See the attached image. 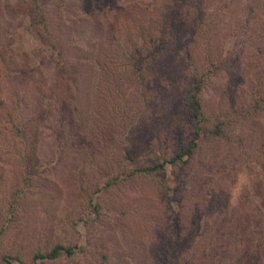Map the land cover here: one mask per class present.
Wrapping results in <instances>:
<instances>
[{
  "label": "rangeland",
  "instance_id": "1",
  "mask_svg": "<svg viewBox=\"0 0 264 264\" xmlns=\"http://www.w3.org/2000/svg\"><path fill=\"white\" fill-rule=\"evenodd\" d=\"M225 1L219 0V4ZM199 2L207 6L208 0H0V254H6L11 264H164L174 260L173 252L163 251L172 237L168 232V215L176 205L173 199L167 203L164 192L157 186L160 183L169 185V190L165 189L169 195L175 186L183 193L184 227H191L192 214L209 220L216 218L222 226L219 227L233 230L240 240L244 235L238 231L248 218L246 230L251 231L249 237L255 241L254 219L258 212L255 205L263 209L259 201L264 196V152L256 144L254 148L258 151L254 153L248 140L243 138L238 143L237 137L252 134L253 129H264V113L241 119L250 103L251 84L253 79L258 80V75H261L259 85L264 89V56L252 54L247 42L235 49L223 67L206 75L201 91L206 115L220 110L231 119L224 127L229 138H205L186 168L178 170L167 164L164 170L152 175L123 178L124 169L160 160L161 155H170L174 146L186 140V133L177 138L165 135L168 120L182 124L180 94L184 77L181 73L172 82L163 80L168 98L158 83L152 85L150 105H137L138 112L129 117L131 123L125 128L120 127L124 111L111 107L102 111L99 97V113L94 126L87 122V138L72 140L75 144L66 153L58 155L56 151L54 125L61 116L51 115L54 110L46 100L51 90L56 89L52 77L58 63L49 59L50 48L42 45L43 50L35 49L38 42L31 26L38 17L37 7L50 34L61 42V55L68 63L65 67L80 71L77 92L86 104L88 93L94 90L100 94L102 89L99 82L91 84L88 71L77 64V44L107 35L120 36L119 40L123 41L125 33L121 30L130 23L128 13L138 10L137 5L145 9L167 8L173 12L170 16L174 17L173 22L183 26L191 17H182L185 13L181 12L191 11ZM227 5L231 9L240 7L241 3L232 0ZM258 5L264 9V0H258ZM39 34V39L41 35L47 39L45 31ZM36 51L39 53L35 54ZM53 56L57 58L58 54ZM30 76L34 82H30ZM158 79L156 76V82ZM27 82L39 93L38 100L41 99V102L32 101L30 111L48 107L50 115L43 116L37 124L39 161L36 171L24 183L23 175L26 172L28 175L35 164L25 162L20 156L22 146L11 133L4 109L7 103L12 106ZM166 100L169 105L165 110ZM57 112L60 114L61 110ZM126 149L132 153L131 159L123 158ZM181 178V185L192 180L189 191L179 187ZM106 179L114 183L103 187ZM255 182L260 183L261 195L252 189ZM95 186L99 190L91 193ZM90 193L93 202L98 199L102 203L98 216L87 205ZM54 242L85 245L87 251L75 249L72 256L53 260L31 259L33 250L48 249ZM259 248L260 243L251 245L249 253L244 252L249 258L241 264H264L262 259H256L264 251ZM103 252L107 258L99 262ZM187 258L190 260V256Z\"/></svg>",
  "mask_w": 264,
  "mask_h": 264
},
{
  "label": "trees",
  "instance_id": "2",
  "mask_svg": "<svg viewBox=\"0 0 264 264\" xmlns=\"http://www.w3.org/2000/svg\"><path fill=\"white\" fill-rule=\"evenodd\" d=\"M228 1L232 0H227L221 5L219 0H208L207 6L201 2L193 5L191 11L186 9L181 12V14L185 13L182 17L185 16L188 19L191 17L190 21L186 20L183 26L173 22L174 17H170L173 12L167 8L153 6L145 9L137 5L138 10H129L130 23L125 24L121 30L123 34L125 33L123 41L119 40L120 36L113 38L107 35L105 38L90 39L77 44V60L79 62L77 64L88 71V80L91 79V84L99 82L102 89L100 94L94 90H87L91 92L86 95V104L82 103L77 92L80 71L73 72L65 67L68 63L61 55V42L56 41L50 34L42 13L37 7L38 17L31 26L38 42L35 49L41 51L45 46V48H50L49 59L52 58L58 63L52 77L53 87L56 84V89H52L53 92L49 93L51 94L50 98L48 95L47 100L45 99L47 102L45 103L54 110L51 115L61 116L54 125L57 127L54 140L58 155L60 152H68L71 149L70 146H73L78 139H85V136L87 138L86 126L88 123L95 125L94 119L99 113V102L102 101L100 103L102 111H107L110 107L115 111L122 109L124 119L120 123V127L125 128L131 123L129 117L138 112L137 105L144 107L150 105L151 86L158 83L165 98H168L169 91L163 87L164 81L172 82L179 73L184 77V87L180 94V107L183 110L182 124L180 125L179 122L172 119L168 120L165 125V135L168 138L170 136L177 138L186 133V140L174 146L170 155H161L160 160H152L134 165L128 170L124 169L123 178L131 179L135 176L152 175L155 171L164 170L167 164L182 170L189 165L201 149L202 141L205 138L228 139L229 136L224 127L231 122V119L226 118L225 112L217 110L207 115L204 112L201 91L205 85V77L211 75L214 70L223 67L235 49L245 42L256 57L264 56V9H260L258 0H246V2L238 0L241 6L229 9ZM202 17H207V19L201 21ZM38 22L40 25L36 26L35 24ZM44 31L47 39H43L42 35L39 39L38 34H42ZM37 51L35 54L39 53ZM53 53H57L58 57H54ZM156 76L160 77L157 82ZM260 76H257L258 80L253 79L250 103L243 110L241 119L247 118L246 116L249 115L264 113V89L259 85ZM29 80L34 82L32 76L29 77ZM30 82L20 88L19 95L15 96L12 106L11 103H7L4 109L6 120L11 126V133L18 138V143L22 146L20 156L24 158L25 162L31 161L35 164L34 169L28 172V175L27 172L23 175L24 183L27 182L29 174L36 171V164L39 161L37 124L43 116L50 115L48 107L41 108L39 111H30L32 101L41 102V99L38 100L39 93L34 92L36 89ZM52 101H56V104L50 103ZM165 103L166 110L169 104L167 100ZM173 108L174 106L170 110ZM56 110H61L60 114L58 112L55 114ZM172 115L174 114L172 113ZM87 116L88 118H86ZM167 117L170 119L171 114ZM209 117L213 122H210ZM35 120L36 122H34ZM238 137V143L242 142L243 138L248 140L254 153L257 149L254 148L256 144L258 150L264 152L263 128L253 129L252 134L247 133L244 137L242 135ZM68 138L72 139L68 140ZM257 140H259L258 143ZM122 156L124 159H131L132 153L126 149L123 150ZM103 172L106 171L103 170ZM111 178H115V175ZM112 179H106L102 186L108 187L113 184ZM181 180L182 178L177 180L179 187L184 191H189L192 180H187L184 185L180 184ZM259 184L253 183L252 189L261 195ZM157 186L164 192L167 203L169 204L173 199L176 205V208L168 215L170 217L168 232L172 237L168 239L166 249L163 251L165 254H168L169 251L171 254L174 253L175 258L170 262L164 261V264H241L249 258L244 255V252L248 251L249 253L251 245L260 243V248H264V196L259 201L263 209L260 208V205H255L258 211L254 219V232L252 231L255 241L253 237H249L251 231L247 232L246 230L249 224L246 222L248 218L242 222L241 226L239 224L241 229L238 232L244 235L240 241L234 235L233 230H229L228 227L223 230L216 218L209 220V217L193 216L192 214L189 218L191 227H184L185 223L182 220L181 212L183 193L179 192L175 186L169 195L166 191L169 190V185L160 183ZM97 190L99 187L95 186L91 193ZM91 193L88 195L87 205L98 216L102 203L98 199L93 202ZM235 243L237 245L233 246L232 244ZM75 249L87 251L85 245L54 242L48 249L33 250L31 259L43 261L53 260L60 256L70 257ZM187 254L190 256V260L187 258ZM249 255L251 256L252 253ZM258 255L256 259L264 261V251ZM13 257L21 263L17 255ZM106 258L107 254L101 253L99 262ZM1 262L11 264L8 256L4 253L0 254V264ZM104 264L106 263L104 262Z\"/></svg>",
  "mask_w": 264,
  "mask_h": 264
}]
</instances>
